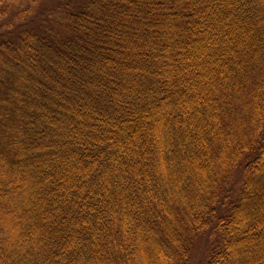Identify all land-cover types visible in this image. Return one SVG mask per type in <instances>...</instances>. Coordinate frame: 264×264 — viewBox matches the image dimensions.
I'll use <instances>...</instances> for the list:
<instances>
[{"label":"trees","instance_id":"trees-1","mask_svg":"<svg viewBox=\"0 0 264 264\" xmlns=\"http://www.w3.org/2000/svg\"><path fill=\"white\" fill-rule=\"evenodd\" d=\"M0 264H264V0H0Z\"/></svg>","mask_w":264,"mask_h":264}]
</instances>
